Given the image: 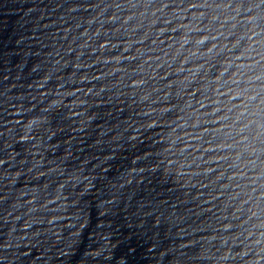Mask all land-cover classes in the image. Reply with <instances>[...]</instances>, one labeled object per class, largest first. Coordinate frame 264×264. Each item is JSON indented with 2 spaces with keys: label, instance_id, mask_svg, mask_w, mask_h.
<instances>
[{
  "label": "water",
  "instance_id": "obj_1",
  "mask_svg": "<svg viewBox=\"0 0 264 264\" xmlns=\"http://www.w3.org/2000/svg\"><path fill=\"white\" fill-rule=\"evenodd\" d=\"M0 264H264V0H0Z\"/></svg>",
  "mask_w": 264,
  "mask_h": 264
}]
</instances>
